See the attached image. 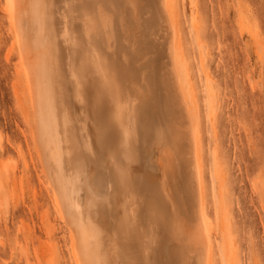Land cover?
I'll return each instance as SVG.
<instances>
[{
  "label": "bare ground",
  "instance_id": "obj_1",
  "mask_svg": "<svg viewBox=\"0 0 264 264\" xmlns=\"http://www.w3.org/2000/svg\"><path fill=\"white\" fill-rule=\"evenodd\" d=\"M175 5L2 1L8 57L17 50L35 152L74 264H214L197 97ZM146 50L151 86L135 67ZM153 143L163 170L157 190L139 184Z\"/></svg>",
  "mask_w": 264,
  "mask_h": 264
},
{
  "label": "rangeland",
  "instance_id": "obj_2",
  "mask_svg": "<svg viewBox=\"0 0 264 264\" xmlns=\"http://www.w3.org/2000/svg\"><path fill=\"white\" fill-rule=\"evenodd\" d=\"M2 1L0 264H74L70 234L54 210L35 152L33 110L21 93L17 50L8 57L13 34ZM175 10L197 97L214 264H264V0H176ZM142 53L135 67L140 84L151 86L154 77L145 65L154 55ZM153 145H147L139 184L157 190L163 170L153 161L159 154ZM170 160L172 172L176 161Z\"/></svg>",
  "mask_w": 264,
  "mask_h": 264
}]
</instances>
